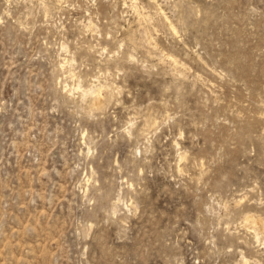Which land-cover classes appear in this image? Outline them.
I'll return each instance as SVG.
<instances>
[{"label": "rangeland", "instance_id": "374dc122", "mask_svg": "<svg viewBox=\"0 0 264 264\" xmlns=\"http://www.w3.org/2000/svg\"><path fill=\"white\" fill-rule=\"evenodd\" d=\"M263 241L264 0H0V264Z\"/></svg>", "mask_w": 264, "mask_h": 264}, {"label": "bare ground", "instance_id": "6f19581e", "mask_svg": "<svg viewBox=\"0 0 264 264\" xmlns=\"http://www.w3.org/2000/svg\"><path fill=\"white\" fill-rule=\"evenodd\" d=\"M135 2H136V1H135ZM158 4H159V3H158ZM135 5H136V4H135ZM136 6H137V5H136ZM136 10H137V9H136ZM161 10H162V9H161ZM164 13H165V12H164ZM141 16H142V15H141ZM173 30L176 31V28H175L174 26H173ZM154 45H155V44H154ZM169 56H170V55H169ZM167 57H168V56H167ZM127 58H128V57H127ZM127 58H126V60H127ZM172 59H174V58H172ZM66 61H67V60H66ZM66 63H67V62H66ZM61 64H62V61H61ZM61 64H60V66H61ZM63 64H64V63H63ZM64 67L66 68L67 66L65 65ZM68 70H69V69H68ZM65 72H66V71H65ZM68 73H69V72H68ZM107 80H108V79H107ZM109 82H110V81H109ZM72 84H73V83H72ZM114 84H115V83H114ZM68 85H69V84H68ZM73 85H74V84H73ZM73 85H72V86H73ZM72 86H71V87H72ZM78 88H79V87H78ZM78 90H79V89H78ZM71 91H72V90H71ZM68 92H69V91H68ZM72 92H73V91H72ZM69 93H71V92H69ZM69 93H68V94H69ZM96 93H97V92H96ZM99 99H100V98H99ZM96 102H97V101H96ZM97 103H98V105H99L100 101H98ZM95 105H96V104H95ZM156 122H157V121H156ZM152 128H153V127H152ZM138 130H139V129H138ZM138 130H137V131H138ZM137 135L139 136V134H137ZM140 137H141V136H140ZM141 138H143V137H141ZM183 159H184V158H183ZM179 169H180V168H179ZM181 172H182V171H181ZM257 221H259V220H257ZM260 222H261V221H260ZM257 223H258V222H257ZM261 223H262V222H261ZM258 224H260V223H258ZM260 225H261V224H260ZM262 229H263V227H262ZM256 236H257V235H256ZM257 237H258V236H257ZM257 237H255V238H257ZM263 242H264V241H263ZM245 256H246V255H245Z\"/></svg>", "mask_w": 264, "mask_h": 264}]
</instances>
